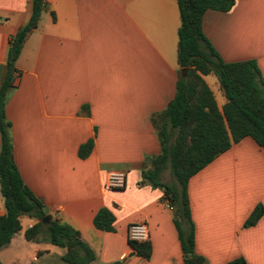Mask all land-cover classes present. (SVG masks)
I'll use <instances>...</instances> for the list:
<instances>
[{"label": "crops", "instance_id": "0c3cea01", "mask_svg": "<svg viewBox=\"0 0 264 264\" xmlns=\"http://www.w3.org/2000/svg\"><path fill=\"white\" fill-rule=\"evenodd\" d=\"M32 0H0V84L9 38L29 19ZM179 7L176 0H46L38 24L15 59L17 75L5 102L14 162L46 214L79 231L91 247L88 264H182L164 187L143 179L148 157L160 151L153 116L176 91ZM202 30L224 61L253 58L264 80V0H235L226 11L209 8ZM221 110L226 97L213 72L202 74ZM92 139L89 154L78 155ZM126 174L124 187L105 189L109 170ZM160 180L176 184L169 166ZM195 251L205 264L243 256L264 264V148L244 136L193 174L187 184ZM105 206L113 228L93 223ZM5 212L0 192V214ZM149 231V258L137 255L127 237L131 222ZM20 216V229L0 248L2 264H69L64 247ZM48 222V221H47Z\"/></svg>", "mask_w": 264, "mask_h": 264}, {"label": "trees", "instance_id": "16d2710c", "mask_svg": "<svg viewBox=\"0 0 264 264\" xmlns=\"http://www.w3.org/2000/svg\"><path fill=\"white\" fill-rule=\"evenodd\" d=\"M180 24L178 27L177 58L185 74H179L176 91L166 107L153 116L158 128L160 151L148 157L150 163L141 170L143 179L164 187V198L174 211L182 251V264H205L204 257L195 251L194 223L191 219L187 184L189 178L244 136L252 137L264 148V80L255 59L224 61L202 30V17L209 9L226 11L235 0H176ZM46 0H32L28 21L9 38L6 72L0 84V192L5 212L0 214V248L20 229V216L28 214L35 222L25 229L26 239L41 231L50 242L65 248L61 258L69 264H88L95 257L79 231L64 221L46 215L43 203L25 184L13 159L11 122L5 114L9 89L14 86L15 59L27 33L34 28L45 8ZM213 72L226 97L220 110L212 90L202 74ZM92 139L78 147L79 157H86ZM169 166L176 184L160 180L161 170ZM264 206L257 203L243 222L254 224L263 214ZM113 213L105 206L93 216V223L104 230L113 228ZM129 240L133 252L149 258V240ZM0 264L1 261H0ZM225 264H247L243 256Z\"/></svg>", "mask_w": 264, "mask_h": 264}, {"label": "built area", "instance_id": "2783aa9c", "mask_svg": "<svg viewBox=\"0 0 264 264\" xmlns=\"http://www.w3.org/2000/svg\"><path fill=\"white\" fill-rule=\"evenodd\" d=\"M17 75V72H15ZM126 182V174L122 170H109L104 180L105 189H115L124 187ZM165 205L168 208H173L170 202L166 201ZM127 237L130 240L143 241L149 237L148 227L143 221L131 222L127 229Z\"/></svg>", "mask_w": 264, "mask_h": 264}, {"label": "water", "instance_id": "95a60500", "mask_svg": "<svg viewBox=\"0 0 264 264\" xmlns=\"http://www.w3.org/2000/svg\"><path fill=\"white\" fill-rule=\"evenodd\" d=\"M185 69V68H184ZM186 70V69H185ZM49 217H50V215L49 214H46L43 218H42V221H44V222H47V221H49Z\"/></svg>", "mask_w": 264, "mask_h": 264}]
</instances>
